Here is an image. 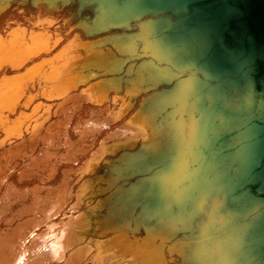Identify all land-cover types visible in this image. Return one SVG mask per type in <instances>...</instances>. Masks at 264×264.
Returning <instances> with one entry per match:
<instances>
[{"label":"water","instance_id":"water-1","mask_svg":"<svg viewBox=\"0 0 264 264\" xmlns=\"http://www.w3.org/2000/svg\"><path fill=\"white\" fill-rule=\"evenodd\" d=\"M49 1L73 7L77 16L89 11L83 17L89 30L80 22L75 27L85 38L103 34L97 44L123 34L133 49L141 44L138 53L117 50L140 60L132 69L149 76L127 110L140 94L169 87L142 99L134 113L135 120L145 117L152 137L166 132L168 149L124 170L150 183L136 188L138 179L132 186L124 180L126 196H106L114 204L104 205V222L114 218L126 231L121 218L135 226L149 222L142 226L149 237L155 227L179 226L182 236L194 225L206 239L197 254L201 264H264V0ZM1 5L0 12L6 9ZM144 56H150L149 68ZM88 202L81 204L86 210Z\"/></svg>","mask_w":264,"mask_h":264},{"label":"bare ground","instance_id":"bare-ground-1","mask_svg":"<svg viewBox=\"0 0 264 264\" xmlns=\"http://www.w3.org/2000/svg\"><path fill=\"white\" fill-rule=\"evenodd\" d=\"M19 1L26 7L25 12L30 6L44 13L41 16L48 14L47 17L52 19L51 23L47 17L37 19L31 23L30 29L22 27L19 32L7 34L5 38L0 34V193L6 190L0 197V264H201L202 258L197 254L206 248V239L194 225L182 236L179 226L171 231L155 227L149 237L143 236L142 230V226H151L149 222L135 226L131 220L121 218L119 222L128 225L127 231L120 230L113 223L114 218L104 222V205L114 204L106 200V196L109 194L115 199L126 196L127 193L122 191L129 189L123 188L124 180L128 179L132 186L133 179H138L134 183L136 188L141 183H150L146 175L132 177V172L124 170L137 167V162L146 156L159 158L168 149L169 140L163 135L166 132L161 130L160 136L152 137L145 117L135 120L134 113L142 99L150 100L159 89L169 87L140 94L133 108L127 110L129 97L136 88L145 86L149 76L145 71L132 69V63L137 65L140 60L132 61V55L125 57L117 50L138 53L141 44L136 42L133 49L124 42L125 34L123 38L110 37L97 44L95 41L104 37L103 34L85 38L83 32L75 27L80 22V27L89 30L87 20L83 18L84 14H91L89 11L75 15L74 23H71L69 18H62L63 15L58 18V12L75 11L73 7H61L49 0H36L33 5L31 0ZM14 2L0 0V7L4 4L6 8L0 16ZM12 15L20 20L15 13ZM8 16L9 12L5 13L0 21ZM47 27L62 29L70 37L58 48L61 38L53 41L54 35L43 32ZM35 28H40V32H34ZM91 40L94 42L84 43ZM144 58L148 60L144 61L143 67L149 68L152 64L150 56ZM66 62L74 65L66 64L63 69ZM128 65L131 67L124 74ZM119 66L123 73L116 74ZM61 69L64 72H58ZM8 70L16 73L5 75ZM3 72L5 74L2 75ZM71 93L74 95L68 96ZM161 98L164 100L165 96ZM148 104L144 111H149ZM102 106L106 109L101 110ZM110 106L118 110L109 112ZM86 107L97 110L90 111L85 119L81 112L84 113ZM76 116L79 120L71 130ZM72 131L77 136L70 143ZM42 139L46 142L48 158L52 159V164L44 167L46 170L38 177L42 184L33 186L30 191L13 185L7 188L14 174L18 173L20 182L25 181L28 174L25 168L44 162L40 163L33 157L20 169L6 170L1 165L6 149L11 145H19L21 149L26 144L39 145ZM140 143L144 146L138 153H133ZM90 152L92 154L88 156ZM84 156L87 157L78 164ZM132 156L136 158L133 165ZM57 176L54 184H46ZM102 191L104 195H101ZM74 199L68 219L56 222ZM86 199L89 201L88 210L81 206ZM125 208L128 207H119L120 211ZM3 224L6 229H2ZM42 226L44 230H40ZM89 234L95 237L87 238ZM169 236L177 239L166 240Z\"/></svg>","mask_w":264,"mask_h":264},{"label":"rangeland","instance_id":"rangeland-1","mask_svg":"<svg viewBox=\"0 0 264 264\" xmlns=\"http://www.w3.org/2000/svg\"><path fill=\"white\" fill-rule=\"evenodd\" d=\"M16 15V17H18V16H20V17H18L22 22H27V20H28V18H29V16L27 15V14H24V15H22L21 13H16L15 14ZM10 17V18H9ZM9 17H7V18H3V19H1V21H0V31H3L5 28H6V25H7V23H10L11 21H14L15 20V18H13L12 16H9ZM64 35H65V37L67 38L68 37V35H66L65 33H63ZM66 64H73L74 65V63L73 62H70V63H63V65H62V68L64 69L65 67H66ZM79 64V63H78ZM71 66V65H70ZM58 69V67L57 68H55V70H57ZM63 69H61V70H58V72H64V70ZM9 71V72H8ZM7 72H6V74H5V72H3V73H1L2 75L3 74H5V75H8V74H15L16 72L15 71H13V72H15V73H11L12 71H10V70H8ZM66 79L67 80H70L69 78H67L66 77ZM89 114V110L88 109H86L85 110V112L83 113V115H82V117L83 118H87L86 116ZM89 116V115H88ZM52 118V117H51ZM89 118V117H88ZM53 120L55 119V118H52ZM79 119L77 118V116L75 117V120H74V122H73V125H72V127H71V130H74V128H75V125L74 124H76V122L78 121ZM0 135H1V133H0ZM77 135L74 133V131H72V132H70V135H69V139H70V143L71 142H73L74 141V139H75V137H76ZM25 137H26V135L24 136V139H25ZM27 140H25V142H26ZM100 141V140H99ZM44 143H46L45 141H44V139H42L41 141H40V143H39V145H30V144H26V145H24L23 147H22V149L19 147V145H15V147L13 146V145H11L10 147H9V149L7 150L6 149V152H5V154H4V156H2V163H1V165H3V167L4 168H6V170H13V169H20L22 166L21 165H23L24 164V166H26V164L28 163V161H30L31 159L30 158H33V157H36L35 159H36V161H39L40 163L41 162H44V163H41V164H39V166H34V167H28V168H25V171H28V174H27V179L25 180V181H22V182H20L19 181V178H18V173H16V174H14L13 175V178H10V180H9V183H8V185H7V188H9V187H11L12 185L13 186H16L18 189H20V190H27V191H30L31 190V188L33 187V186H35V185H37V184H39V185H41L42 183L41 182H39L38 181V177H40V175L42 174V173H44L43 171L44 170H46V169H44V167H48L49 165H51L52 163V159H49L48 158V151H47V149L45 148V146H46V144H44ZM68 145H69V143L66 145V147L64 148V150L68 147ZM17 146L19 147V148H17ZM21 146V145H20ZM10 148H11V150L12 151H9L10 150ZM18 149V150H17ZM20 149V150H19ZM41 149V150H40ZM43 149V150H42ZM37 150V151H36ZM45 150V151H44ZM32 151V152H31ZM12 152V154H10ZM94 151H92V153H93ZM26 153H27V155H26ZM32 153V154H31ZM91 152L89 153V155L88 156H90L91 154H92ZM7 154V155H6ZM39 154V155H38ZM26 155V156H25ZM36 155V156H35ZM25 156V157H24ZM9 157V158H8ZM48 159H47V158ZM87 156H84L83 158H82V160H80L79 162H78V164L81 162V161H83V159H85ZM38 159V160H37ZM6 162H5V161ZM6 163V164H5ZM18 163V164H17ZM51 163V164H50ZM8 164V165H7ZM15 164V165H14ZM19 164H20V166H19ZM44 165V166H43ZM41 166V167H40ZM10 167H11V169H10ZM64 167H75V166H64ZM80 167V166H79ZM41 169V171L39 172V170ZM77 168H78V166H77ZM36 169H39V170H36ZM43 169V170H42ZM35 170V171H34ZM32 171H34V174H32L33 172ZM39 175V176H36V175ZM32 175L33 176H35L34 178H32ZM17 176V177H16ZM57 178H58V176L56 177V179L54 180V181H51V183L49 182V183H46L47 185H52V184H54L56 181H57ZM12 180V181H11ZM15 183V184H14ZM29 183V184H28ZM20 184H22V185H20ZM34 184V185H33ZM44 184V183H43ZM21 186V187H18V186ZM22 187H23V189H22ZM6 190L5 189H3L2 191H1V193H0V197L3 195V192H5ZM74 202H75V199L68 205V207L65 209V213L63 214L62 213V216H60L57 220H56V222H58V221H60L61 219H65V221L68 219V216H70L71 215V213H72V211H71V207L74 205ZM70 213V214H69ZM65 217V218H64ZM7 228V226L5 225V224H3L2 225V229H6ZM44 226H42V227H40V230H44ZM55 264H57V263H55ZM58 264H60V263H58Z\"/></svg>","mask_w":264,"mask_h":264},{"label":"flooded vegetation","instance_id":"flooded-vegetation-1","mask_svg":"<svg viewBox=\"0 0 264 264\" xmlns=\"http://www.w3.org/2000/svg\"><path fill=\"white\" fill-rule=\"evenodd\" d=\"M14 5V6H13ZM12 6V7H11ZM28 8V10L25 12V6L24 5H22L21 3H20V1L19 0H15V2L14 3H12L11 5H10V7H9V9L5 12V13H8L9 12V15L11 16L13 13H21L22 15H24V14H27L28 16H29V18H28V20H27V22L25 23H23L21 20H17V19H15L14 21H11L10 23H7V25H6V28L3 30V31H0V34L2 35V37L3 38H5V37H7V34H11V33H15V32H19L20 31V29H22V27H27L28 29H30V27H31V23H33L34 21H36L37 19H39V20H43V18L44 17H47V16H49L48 14L47 15H45V16H41V15H43L44 13H39V11H37V10H34V9H32L30 6H27ZM17 8V9H16ZM10 10H12V11H10ZM58 12V11H57ZM5 13H3L2 15H4ZM58 13H60V15L58 16V18H61L62 17V15H63V17L62 18H64V17H67V18H69V21L71 22V23H74V19H73V17L75 16V11H73V10H71V12L69 11V10H65L64 12H58ZM86 14H88V13H86ZM86 14H84L83 16H85ZM1 15V16H2ZM0 16V17H1ZM9 17V16H8ZM12 17H14L13 15H12ZM20 17V16H19ZM10 18V17H9ZM51 19L52 18H48L47 17V21L49 22V23H51L50 21H51ZM22 23V24H21ZM12 27V28H11ZM7 29V30H6ZM33 31L34 32H40V28H35V29H33ZM57 32L58 34H56V33H54V32ZM42 32V31H41ZM43 32L44 33H48V34H52V35H54V40L53 41H55V40H58V39H60L61 38V42L58 44L59 45V47L58 48H60L61 47V45H62V43H64L65 41H67L68 39H69V35H68V37L66 38L65 37V35L63 34V31H62V29L61 30H58V29H56V30H54V29H51V28H44L43 29ZM81 39L82 40H84V37H83V35L81 34ZM53 41H51V42H53ZM57 48V49H58ZM57 49L55 50V51H57ZM54 51V52H55ZM53 52V53H54ZM76 53H78V52H73V54H76ZM131 81H132V76H131ZM71 95H74V93L72 94H70V95H68V96H71ZM90 106V105H89ZM86 109H88L89 110V112L90 111H96V110H94V109H92L91 107H89V108H85V110ZM101 110H104V109H106V107L105 106H102L101 108H100ZM82 110H83V108H82ZM84 110V111H85ZM116 110H118V108H114V107H112V106H110L109 107V112H115ZM82 114H83V111L81 112ZM132 113V112H131ZM105 112L101 115L103 118L105 117ZM88 116V115H87ZM120 123H118V124H116V125H114V126H112L110 129H109V131L110 130H112V129H114L117 125H119ZM104 134H105V132H104ZM103 134V135H104Z\"/></svg>","mask_w":264,"mask_h":264}]
</instances>
